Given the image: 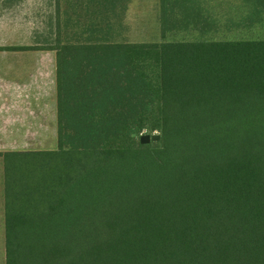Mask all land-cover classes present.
Segmentation results:
<instances>
[{"label": "trees", "instance_id": "16d2710c", "mask_svg": "<svg viewBox=\"0 0 264 264\" xmlns=\"http://www.w3.org/2000/svg\"><path fill=\"white\" fill-rule=\"evenodd\" d=\"M192 10L161 0L181 40L92 14L0 47L54 51L56 82L57 147L0 152L5 264H264V37L228 38L264 19Z\"/></svg>", "mask_w": 264, "mask_h": 264}, {"label": "rangeland", "instance_id": "374dc122", "mask_svg": "<svg viewBox=\"0 0 264 264\" xmlns=\"http://www.w3.org/2000/svg\"><path fill=\"white\" fill-rule=\"evenodd\" d=\"M131 6L136 8V12L126 14L122 21L123 39L130 42H162L191 38L180 33L168 35L165 39L162 37L158 14L159 0H132ZM56 21L55 0H0V47L43 44L49 33L55 32ZM263 37L262 26L236 31L233 35L228 34V38L237 39ZM38 61L41 75L40 78H35V84L40 83L42 106L37 118L36 113L35 116L31 114L32 101L29 98L32 90L31 78L26 73L31 71V64ZM26 65L30 66L25 67ZM54 66V51L0 50V152L57 147L56 112L52 96ZM2 71L9 73V76H12L11 71L21 72V76L13 75V79H18L21 83L22 99L19 100L13 96V93L8 92L10 101L7 106H5L6 99L4 100L6 97L4 93L7 92L4 90L6 86L1 75ZM16 105H19V108ZM6 110L8 113H5ZM2 171L0 158V264H5Z\"/></svg>", "mask_w": 264, "mask_h": 264}, {"label": "crops", "instance_id": "0c3cea01", "mask_svg": "<svg viewBox=\"0 0 264 264\" xmlns=\"http://www.w3.org/2000/svg\"><path fill=\"white\" fill-rule=\"evenodd\" d=\"M193 6L192 12L199 15V18L206 19H233L242 20L249 18H260L264 19V0H186ZM105 1H91V0H55V18L59 19H73V20H84L89 18L92 14L98 15L99 18H104L106 15L110 19L114 20H124L126 14L136 12V8L131 6L132 0H115L114 8H105ZM109 4V3H108ZM104 5V6H103ZM110 5V4H109ZM158 14L160 18L161 14V0H159ZM33 62L31 64V71H27L26 75L31 78V93L30 99L32 101V111L33 116L39 117L41 113V87L40 83L35 84V78H40L41 72L38 70L40 68L39 61L37 63ZM26 65L25 67H29ZM36 69V70H35ZM11 75L2 71L1 75L4 78L5 92L13 93V96L17 99H22L20 91L22 89L21 83L18 79H13L16 75L21 76V72L11 71ZM9 74V75H8ZM53 75V106L56 112V82H55V66L52 70ZM15 76V77H16ZM37 88V89H36ZM4 93V100L6 99L5 106L8 105L10 101V96ZM52 97V98H53ZM19 108V105H16ZM8 108V107H6ZM8 110V109H7ZM6 110L5 113H8ZM56 123V122H55ZM3 167V166H2ZM3 177V171H2ZM4 207V202H3Z\"/></svg>", "mask_w": 264, "mask_h": 264}, {"label": "water", "instance_id": "95a60500", "mask_svg": "<svg viewBox=\"0 0 264 264\" xmlns=\"http://www.w3.org/2000/svg\"><path fill=\"white\" fill-rule=\"evenodd\" d=\"M161 140V135L158 132H154V133H142L139 136V141L141 144L145 145V144H150L152 142H158Z\"/></svg>", "mask_w": 264, "mask_h": 264}]
</instances>
